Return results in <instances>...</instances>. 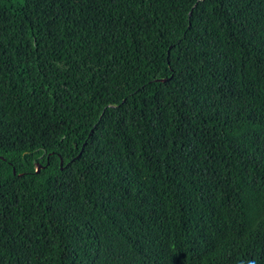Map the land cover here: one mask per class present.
Instances as JSON below:
<instances>
[{
	"label": "trees",
	"instance_id": "16d2710c",
	"mask_svg": "<svg viewBox=\"0 0 264 264\" xmlns=\"http://www.w3.org/2000/svg\"><path fill=\"white\" fill-rule=\"evenodd\" d=\"M0 264H264V0H0Z\"/></svg>",
	"mask_w": 264,
	"mask_h": 264
},
{
	"label": "water",
	"instance_id": "95a60500",
	"mask_svg": "<svg viewBox=\"0 0 264 264\" xmlns=\"http://www.w3.org/2000/svg\"><path fill=\"white\" fill-rule=\"evenodd\" d=\"M39 170V166L37 167V171Z\"/></svg>",
	"mask_w": 264,
	"mask_h": 264
}]
</instances>
